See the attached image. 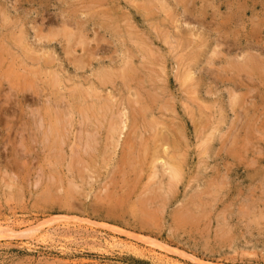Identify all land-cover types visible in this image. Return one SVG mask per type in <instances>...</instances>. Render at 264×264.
I'll return each instance as SVG.
<instances>
[{
    "label": "rangeland",
    "instance_id": "rangeland-1",
    "mask_svg": "<svg viewBox=\"0 0 264 264\" xmlns=\"http://www.w3.org/2000/svg\"><path fill=\"white\" fill-rule=\"evenodd\" d=\"M201 1L0 0V264H264V0Z\"/></svg>",
    "mask_w": 264,
    "mask_h": 264
},
{
    "label": "bare ground",
    "instance_id": "bare-ground-1",
    "mask_svg": "<svg viewBox=\"0 0 264 264\" xmlns=\"http://www.w3.org/2000/svg\"><path fill=\"white\" fill-rule=\"evenodd\" d=\"M177 1H178V0H177ZM179 1H180V0H179ZM182 1H183V0H182ZM189 1H190V0H189ZM200 1H201V0H200ZM205 1H206V0H205ZM156 2H157V1H156ZM198 2H199V1H198ZM201 2H202V1H201ZM157 3H158V2H157ZM186 3H187V2H186ZM153 4H154V3H153ZM178 4H179V3H178ZM181 4H182V3H181ZM149 5H150V4H149ZM149 5H148V6H149ZM156 5H157V4H156ZM160 5H161V4H160ZM185 5H186V4H185ZM187 6H188V5H187ZM205 6H206V5H205ZM161 7H162V6H161ZM185 7H186V6H185ZM137 8H138V7H137ZM208 8H209V6H208ZM241 8H242V7H241ZM153 9H154V8L152 7V10H153ZM163 9H164V8H163ZM182 9H183V6H182ZM187 9H188V8H187ZM187 9H186V10H187ZM143 10H144V9H143ZM140 11H141V10H140ZM147 11H148V10H147ZM147 11H146V12H147ZM189 11H190V9H189ZM204 11H205V10H204ZM238 11H239V10H238ZM143 12H144V11H143ZM143 12H142V14H143ZM187 13H188V12H187ZM200 14H201V12H200ZM146 15H147V14H146ZM203 16H205V15H203ZM228 16H229V15H228ZM151 17H152V15H151ZM200 17H201V16H200ZM210 17H211V16H210ZM204 18H205V17H204ZM166 19H167V18H166ZM168 19H169V18H168ZM171 19H172V18H171ZM171 19H170V20H171ZM199 19H200V18H199ZM201 19H202V18H201ZM2 20H3V18H2ZM9 20H10V19H9ZM9 20H8V21H9ZM6 21H7V20H6ZM129 22H130V21H129ZM169 23H170V22H169ZM172 23H174V22H172ZM172 23H171V24H172ZM225 23H226V22H225ZM227 23H228V22H227ZM159 24H160V23H159ZM159 24H158V25H159ZM161 24H162V23H161ZM223 24H224V23H223ZM229 24H230V23H229ZM128 25L131 26V24H128ZM225 25H226V24H225ZM130 26H129V27H130ZM168 26H169V25H168ZM171 26H172V25H171ZM219 26H221V25H219ZM109 27H110V26H109ZM221 27H222V26H221ZM221 27H220V29H221ZM223 27H225V26L223 25ZM226 27H228V25H226ZM131 28H133V27H131ZM128 29H129V28H128ZM80 30H81V29H80ZM80 30H78V31L81 32ZM223 30H224V29H223ZM68 31H69V30H68ZM125 31H126V30H125ZM129 31H130V30H129ZM129 31L127 30V32H129ZM131 31H132V30H131ZM168 32H169V31H168ZM221 32H222V30H221ZM127 34H129V33H127ZM220 34H221V33H220ZM220 34H219V35H220ZM154 35H155V34H154ZM161 35H162V34H161ZM165 35H168V34L165 33ZM180 35H181V34H180ZM224 35L226 36L225 33H223V35H221V36H224ZM82 36H83V35H82ZM162 36H164V35H162ZM162 36H161V37H162ZM182 36H183V35H181V37H182ZM225 36H224V37H225ZM230 36H231V35H230ZM156 37H157V36H156ZM84 38H85V37H84ZM182 38H183V37H182ZM134 39H135V38H134ZM134 39H133V40H134ZM137 39H138V38H137ZM180 39H181V38H180ZM244 39H245V38H244ZM17 40H18V38H17ZM17 40H16V41H17ZM19 40L22 41V38L20 37ZM131 40H132V39H131ZM133 40H132V41H133ZM136 41H137V40H136ZM17 42H18V41H17ZM22 42H23V41H22ZM138 42H139V40L137 41V43H138ZM148 42H149V41H148ZM179 42H180V41H179ZM181 42H182V41H181ZM181 42H180V43H181ZM20 43H21V42H20ZM25 43H26V42H25ZM132 43H133V42H132ZM140 43H142V42H140ZM140 43H138V44H140ZM145 43H146V42H145ZM182 43H183V42H182ZM147 44H148V43H147ZM256 44H257V43H256ZM260 44H261V43H260ZM22 45H24V44H22ZM134 45L136 46L135 43H134ZM140 45H141V44H140ZM143 46H144V45H143ZM178 46H179V45H178ZM180 46H181V45H180ZM18 47H19V45H18ZM24 47L26 48V46H24ZM24 47H21V48H24ZM141 47H142V45H141ZM144 47H145V46H144ZM147 47H150V46H147ZM25 48H24L23 50H25ZM27 48H28V47H27ZM80 48H81V47H80ZM138 48H139V47H138ZM152 48H153V47L145 48V49H148V50H150V49H151V50H154V49H152ZM247 48H248V47H247ZM252 48H253V47H252ZM84 49H85V48H84ZM140 49H142V48H140ZM28 50H29V49H28ZM94 50H95V49H94ZM148 50H145V51L149 52ZM151 50H150V51H151ZM29 51H30V50H29ZM34 51H35V50H34ZM194 51H195V50H194ZM21 52H22V51H21ZM32 52H33V51L31 50V53H32ZM139 52H140V51H139ZM142 52H144V50H143ZM29 53H30V52H29ZM31 53H30V54H31ZM137 53H138V52H137ZM152 53H153V52H152ZM196 53H197V52H196ZM245 53H246V52H245ZM247 53H248V52H247ZM247 53H246V54H247ZM5 54H6V53H5ZM10 54H11V53H10ZM10 54H9V55H10ZM27 54H28V53H27ZM33 54H34V53H33ZM141 54L144 55L143 53H141ZM192 54H193V53H192ZM9 55H8V56H9ZM24 55H25V54H24ZM148 55H149V54H148ZM148 55L145 54L144 56H147V57H148ZM151 55L154 56L153 58H155V54H154V55L151 54ZM196 55H197V54H196ZM256 55H257V54H256ZM11 56H12V55H11ZM92 56H93V55H92ZM127 56L129 57V55H127ZM197 56H198V55H197ZM200 56H201V55H200ZM252 56L254 57V55H252ZM252 56H251V57H252ZM27 57H28V56H27ZM31 57H32V56H31ZM35 57H37V56H35ZM149 57H150V56H149ZM194 57H195V55H194ZM251 57H250V59H251ZM256 57H257V56H256ZM263 57H264V56H263ZM88 58H89V57H88ZM135 58H136V57H135ZM244 58H246L245 60H247L249 57H248V58H247V57H244ZM244 58H242V59H244ZM258 58H259V57H258ZM261 58H262V57H261ZM26 59H28V58H26ZM36 59H37V58H36ZM143 59H144V57H143ZM148 59H150V58H148ZM148 59H147V60H148ZM191 59H192V57H191ZM198 59H199V58H198ZM198 59H196V58L193 59V63H195L194 60L196 61V60H198ZM212 59H213V58H212ZM39 60H40V59H39ZM151 60H153V59H151ZM41 61H42V60H41ZM50 61H51V60H50ZM53 61H54V60H53ZM84 61L86 62V60H84ZM145 61H146V59H145ZM247 61H248V60H247ZM263 61H264V60H262L261 62H263ZM124 62H125V61H124ZM127 62H128V60H127ZM142 62H144V61H142ZM261 62H260V63H261ZM41 63H42V62H41ZM51 63H52V62H51ZM78 63H79V62H78ZM80 63H81V62H80ZM132 63H133V62H132ZM152 63H153V62H152ZM155 63H156V62H155ZM155 63H154V64H155ZM199 63H200V62H199ZM209 63H210V62H209ZM242 63H243V62H242ZM250 63H251V62H250ZM260 63H259V64H260ZM42 64H43V63H42ZM42 64H41V65H42ZM87 64H88V63H87ZM149 64H150V62H149ZM248 64H249V63H248ZM257 64H258V63H257ZM35 65H40V62H39L38 64H35ZM46 65H47V64H46ZM52 65H53V64H52ZM262 65H263V64H262ZM42 66L44 67V65H42ZM126 66H127V65H126ZM129 66H130V65H129ZM129 66H127V67L129 68ZM142 66H143V65H142ZM142 66H141V67H142ZM145 66H146V65H145ZM191 66H192V68H193L194 65H191ZM246 66H247V65H246ZM255 66H257V65H255ZM43 67H42V68L40 67V68L43 69ZM141 67L139 66V68H141ZM149 67H150V66H149ZM157 67H158V66H157ZM244 67H245V66H244ZM259 67H260V66H259ZM139 68H138V69H139ZM194 68H195V67H194ZM239 68H240V67H239ZM247 68H248V67H247ZM249 68H250V66H249ZM41 69H40V70H41ZM122 69H123V68H122ZM126 69H127V68H126ZM126 69H125V70H126ZM134 69H136V68H134ZM142 69H144V68H142ZM148 69H149V68H148ZM190 69H191V68H190ZM252 69H253V68H252ZM260 69H262V68H260ZM40 70H39V71H40ZM102 70H103V69H102ZM123 70H124V69H123ZM125 70L122 71V70L119 69L118 72L120 71V72H122V73L119 72L120 75L118 74V76H119L122 80H124V82H125V81L127 82V81H129V80L132 81L134 77H132L131 74L133 73L134 70H131L132 73H130L128 69H127L128 71H125ZM136 70H137V69H136ZM139 70H140V69H139ZM245 70H246V69H245ZM247 70H248V69H247ZM247 70H246V72H247ZM249 70H250V69H249ZM39 71H38V73H39ZM81 71H82V70H81ZM103 71H104V70H103ZM106 71H107V70H106ZM140 71H141V70H140ZM146 71H147V70H146ZM237 71H238V70H237ZM253 71H255V67H254ZM253 71H252L251 73H253ZM34 72H35V71H34ZM113 72H114V71H113ZM118 72H117V73H118ZM143 72H144V71H143ZM149 72H150V69H149L148 73H149ZM151 72H152V68H151ZM155 72H157V70H156ZM187 72H188V71H187ZM255 72H257V71H255ZM258 72H260V71H258ZM102 73H103V72H102ZM105 73H106V72H105ZM107 73H108V72H107ZM138 73H139V72H137V74H138ZM144 73H145V72H144ZM153 73H154V72H153ZM153 73H152V74H153ZM189 73H191V72H189ZM244 73H245V72H244ZM263 73H264V71H263ZM133 74H135V72H134ZM139 74H140V73H139ZM152 74H151V76H152ZM155 74H157V73H155ZM155 74H154V75H155ZM248 74H249V73H248ZM37 75H38V74H37ZM99 75H100V74H99ZM145 75H146V74H145ZM185 75H186V74H185ZM185 75H183V77H184ZM237 75H238V74H237ZM257 75H259V74H257ZM32 76H33V75H32ZM35 76H36V75H35ZM35 76H33V77H35ZM50 76H51V75H50ZM147 76H148V74H147ZM100 77H101V78H100V79H101V80H100L101 85H106V84H108V83L111 84V83H113V81H114V79L111 80V79H112L111 74H104L103 76L100 75ZM138 77H140V76H138ZM138 77H137V78H138ZM145 77H146V76H145ZM183 77H182V78H183ZM50 78H51V77H50ZM59 78H60V77H59ZM185 78H190V76H187V77H185ZM185 78H184V79H185ZM249 78H250V77H249ZM262 78H264V77H262ZM33 79H34V78H33ZM60 79H61V78H60ZM151 79H152V78H151ZM190 79H191V78H190ZM136 80H137V79H136ZM154 80H155V79H154ZM154 80H153V81H154ZM195 80H196V79H195ZM195 80H194V81H195ZM263 80H264V79H263ZM49 81H50V80H49ZM60 81H61V80H60ZM161 81H162V80H161ZM184 81H185V80H184ZM133 82H134V81H133ZM146 82H147V81H146ZM179 82H180V81H179ZM185 82H186V81H185ZM200 82H201V81H200ZM31 83H32V82H31ZM114 83H115V82H114ZM114 83H113V84H114ZM131 83H132V82H131ZM131 83H130V84H131ZM136 83H137V82H136ZM148 83H149V82H148ZM164 83H165V82H163V84H164ZM166 83H167V82H166ZM166 83H165V84H166ZM182 83H183V82H182ZM188 83H189V82H188ZM188 83L186 82V84H188ZM194 83H196V81H195ZM197 83H199V82H197ZM49 84H50V83H49ZM60 84H61V82H60ZM125 84H126V83H125ZM137 84H138V83H137ZM152 84H153V83H152ZM186 84H184V85H186ZM190 84H192V83H190ZM115 85H116V84H115ZM141 85H142V84H141ZM148 85H149V84H148ZM29 86H30V85H29ZM51 86H52V85H51ZM51 86H50V87H51ZM54 86H55V88L59 87V82H58V80H57L56 78H54ZM62 86H63V85H62ZM113 86H114V85H113ZM129 86H130V85H129ZM163 86H164V85H163ZM165 86H166V85H165ZM188 86H189V85H188ZM105 87H106V86H105ZM126 87H127V86H126ZM197 87H198V86H197ZM197 87H196V88H197ZM33 88H34V87H33ZM78 88H79V87H78ZM78 88H77V89H78ZM92 88H93V87H92ZM101 88H102V87H101ZM103 88H104V86H103ZM103 88H102V89H103ZM106 88H107V87H106ZM140 88H141V87H140ZM143 88H144V87H143ZM145 88H147V87H145ZM164 88H166V87H164ZM196 88H195V89H196ZM242 88H243V87H242ZM50 89H51V88H50ZM93 89H94V88H93ZM123 89H124V87H123ZM127 89H129V88L127 87ZM186 89H187V88H186ZM16 90H17V89H16ZM19 90H20V89H19ZM19 90H18V91H19ZM27 90L29 91V90H31V88H29V89H27ZM53 90H54V88H53ZM59 90H60V89H59ZM59 90H58V91H59ZM125 90H126V89H125ZM131 90H132V89H131ZM137 90H139V88H138ZM145 90H147V89H145ZM154 90H155V89H154ZM164 90H165V89H164ZM189 90H190V89H189ZM54 91H55V90H54ZM56 91H57V90H56ZM58 91H57V93H58ZM160 91H161V90H160ZM190 91H191V90H190ZM193 91H194V90H193ZM193 91H192V93H193ZM0 92H1V91H0ZM78 92H79V91H78ZM84 92H85V91L83 90L82 94H83ZM88 92H89V91H88ZM88 92H87V93H84V96L86 95V97H84V96H82V97H84V98L81 97L80 103H82V104H81L80 106L78 105V106H79V109H80L79 112H81V115H83V116L86 118V120L94 119V122L97 121V122L99 123L100 120H103V119L106 118L107 114L110 112V111H109V110H110V107H109L106 103H104V104H102V105H100V106H98V107H96L94 103H93L92 105H89V104H88V99H90V98H89L88 96H90V95L92 94V97H95L96 95H95V92H92V93L90 92L91 94H89ZM97 92L99 93V91H97ZM140 92H141V90H140ZM154 92H155V91H154ZM52 93H54V92H52ZM55 93H56V92H55ZM55 93H54V94H55ZM59 93H60V92H59ZM141 93H142V92H141ZM165 93H166V92H165ZM79 94H80V93H79ZM134 94H135V93H134ZM139 94H140V93H138V95H139ZM195 94H196V93H195ZM60 95H61V94H60ZM140 95H141V94H140ZM162 95H163V94H162ZM191 95H192V94H191ZM196 95H197V94H196ZM196 95L194 96L195 98L197 97ZM232 95H233V98H234V94H232ZM245 95H246V94H245ZM60 97H61V96H60ZM78 97H79V96H78ZM136 97H138V96H136ZM140 97H141V96H140ZM143 97H144V96H143ZM165 97H166V96H165ZM239 98H240V97H239ZM58 99H59V98H58ZM62 99H63V98H62ZM97 99H98V98H97ZM145 99H146V98H145ZM196 99H197V98H196ZM20 100H21V99H20ZM94 100H95V98H94ZM135 100H136V99H135ZM164 100H165V99H164ZM55 101H56V100H55ZM60 101H61V100H60ZM89 101H91V100H89ZM108 101H110V100H108ZM136 101H138V99H137ZM136 101H135V103H136ZM68 102H69V101H68ZM76 102H77V101H76ZM139 102H140V100H139ZM141 102H142V104H143V101H141ZM141 102H140V104H141ZM238 102H240V100H239ZM55 103H56V102H55ZM60 103H61V102H60ZM72 103H73V102H72ZM115 103H116V102H115ZM68 104L70 105V103H68ZM96 104H97V102H96ZM128 104H129V102H128ZM137 104H138V103H137ZM140 104H139V105H140ZM144 104H145V103H144ZM144 104H143V105H144ZM237 104H238V103H237ZM56 105H57V104H56ZM64 105H65V104H64ZM64 105H63V106H64ZM129 105H130V104H129ZM133 105H134V104H133ZM139 105H138V106H139ZM146 105H148V104H146ZM161 105H163V103H162ZM75 106H76V105H75ZM111 106H112V105H111ZM140 106H142V105H140ZM153 106H154V105H153ZM163 106H164V105H163ZM61 107H62V106H61ZM71 107H72V106H71ZM71 107H70V109H71ZM119 107H120V106H119ZM119 107H118V108H119ZM165 107H166V106H165ZM64 108H65V107H64ZM66 108H67V105H66ZM128 108H129V107H128ZM136 108H137V107H136ZM136 108H135V109H136ZM140 108H141V107H140ZM166 108H167V107H166ZM57 109H59V108H57ZM67 109H68V108H67ZM116 109H117V107H116ZM125 109H126V108H125ZM132 109H133V108H132ZM147 109H148V108H147ZM147 109H146V107H145V110H147ZM74 110H75V109H74ZM112 110H113V109H112ZM145 110H144V111H145ZM149 110H150V109H149ZM149 110H148V111H149ZM58 111H59V110H58ZM68 111H69V110H68ZM70 111H72V109H71ZM70 111H69V112H70ZM114 111H115V110H114ZM157 111H158V110H157ZM160 111H161V110H160ZM160 111H158V112H160ZM56 112H57V111H56ZM64 112H65V111H64ZM72 112H73V111H72ZM112 112H113V111H112ZM112 112H110V113H112ZM122 112H123V110H122ZM128 112H130V111L128 110ZM141 112H142V111H141ZM59 113H60V112H59ZM66 113H67V112H66ZM116 113H117V111H116ZM130 113H132V111H131ZM137 113H138V112H137ZM162 113L165 114V112H163V111H162ZM60 114H61V113H60ZM114 114H115V112H114ZM114 114H113V115L110 114V115H111V116H114ZM158 114H160V113H158ZM164 114H163V115H164ZM63 115H65V113H64ZM116 115H117V114H116ZM128 115H129V114H128ZM132 115H133V113H132ZM134 115H135V114H134ZM138 115H139V114H138ZM108 116H109V115H108ZM118 116H119V113H118ZM123 116H125V115H123ZM129 116H130V115H129ZM58 117H59V116H58ZM79 117H80V116H79ZM114 117H115V116H114ZM116 117H117V116H116ZM119 117L121 118V115H120ZM136 117H137V116H136ZM139 117H140V116H139ZM161 117H163V116H161ZM56 118H57V117H56ZM73 118H74V117H73ZM76 118H78V116H77ZM80 118H81V117H80ZM82 118H83V117H82ZM109 118H110V117H109ZM120 118H119V119H120ZM59 119H61V118H59ZM67 119H68V117H67ZM67 119H66V120H67ZM78 119H79V118H78ZM112 119H114V118H113V117L110 118V120H112ZM119 119L117 118V120H119ZM125 119H126V118H125ZM138 119H139V118H138ZM141 119H142V118H141ZM144 119H145V117H144ZM255 119H256V118H255ZM50 120H51V119H50ZM62 120H63V118H62ZM71 120H73V119H71ZM76 120H77V119H76ZM105 120H106V119H105ZM107 120H108V119H107ZM51 121H52V120H51ZM54 121H55V120H54ZM63 121H64V120H63ZM79 121H80V120H79ZM84 121H85V120H84ZM122 121H123V120H122ZM128 121H130V119H129ZM256 121H257V120H256ZM55 122H56V121H55ZM55 122H54V123H55ZM76 122H77V121H76ZM97 122H96V123H97ZM104 122H106V121H104ZM114 122H115V121H114ZM123 122H125V121H123ZM130 122H131V121H130ZM257 122H258V121H257ZM50 123H52V122H50ZM89 123H91V122L89 121ZM119 123H121V122L119 121ZM144 123H145V122H144ZM57 124H58V123H57ZM63 124H65V121L63 122ZM71 124H73V123H71ZM77 124H78V123H77ZM102 124H103V123H102ZM114 124H115V123H114ZM122 124H123V123H122ZM122 124H121V125H122ZM124 124H125V123H124ZM141 124H142V123H141ZM150 124H151V123H150ZM150 124H149V125H150ZM253 124H254V123H253ZM34 125H35V124H34ZM34 125H33V126H34ZM45 125H46V124H45ZM116 125H117V124H115V125L112 124V125H111L112 127H111V126H108L107 129L110 127V128H111L110 130H111L112 134H114V133H116V129H117V126H116ZM121 125H120V127H123V126H124V129H125V125H123V126H121ZM135 125H136V124H135ZM138 125H139V124H138ZM144 125H145V124H144ZM255 125H256V124H255ZM31 126H32V125H31ZM33 126H32V127H33ZM37 126H38V125H37ZM50 126H51V125H50ZM50 126H49V127H50ZM53 126H54V125H53ZM60 126H61V125H60ZM60 126H59V127L57 126V127H55L54 129H51L52 133H53L54 135H57L56 138H57V137H58V138H61V129L65 127V126L62 127V126H63V125H62V126H61L62 128H60ZM72 126H73V125H72ZM92 126H93V125H92ZM92 126H91V129H92ZM98 126H99V125H98ZM102 126H103V125H102ZM126 126H127V125H126ZM133 126H134V125H133ZM39 127H40V126H39ZM51 127H52V126H51ZM68 127H70V126H68ZM96 127H97V126H95V128H96ZM99 127H100V126H99ZM141 127H142V126H141ZM37 128H38V127H37ZM46 128H47V127H46ZM83 128H84V126H83ZM101 128H102V127H101ZM128 128H129V127H128ZM247 128H248V126H247ZM250 128H251V127H250ZM253 128H254V127H253ZM70 129H71V128H70ZM70 129H69V130H70ZM81 129H82V128H81ZM86 129L88 130V126L86 127ZM86 129H85V130H86ZM102 129L105 130L104 128H102ZM139 129H140V128H139V126H138V130H139ZM41 130H42V127H41ZM44 130H45V129H44ZM87 130H86V131H87ZM98 130L100 131V129H98ZM110 130H109V133H110ZM39 131H40V129H39ZM62 131H63V130H62ZM65 131H66V130H64V132H65ZM67 131H68V130H67ZM107 131H108V130H107ZM253 131H254V130H253ZM42 132H43V131H42ZM42 132H40V133H42ZM45 132H46V131H45ZM45 132H44V135H46ZM71 132H72V131H71ZM83 132H85V131H83ZM88 132H89V131H87V134H88V137H89V135H90L91 133L89 134ZM93 132H94V130H93ZM93 132H92V133H93ZM96 132H97V130H96ZM102 132H103V131H101V133H102ZM47 133H48V132H47ZM49 133H50V132H49ZM107 133H108V132H107ZM118 133H119V132H118ZM37 134H38V133H37ZM64 134H66V133H64ZM83 134H86V132L83 133ZM87 134H86L85 136H87ZM98 134H99V132H98ZM141 134H142V133H141ZM50 135H51V133H50ZM62 135H63V134H62ZM96 135H97V134H96ZM99 135H100V134H99ZM108 135H111V134H108ZM114 135H115V134H114ZM117 135H120V134H117ZM138 135H139V134H138ZM65 136H66V135H65ZM94 136H95V135H94ZM101 136H103V135H101ZM162 136H163V135H162ZM42 137H43V135H42ZM42 137H41V138H42ZM46 137H47V136H46ZM46 137H45V138H46ZM49 137H50V136H49ZM54 137H55V136H54ZM68 137H69V136H68ZM90 137H91V136H90ZM105 137H106V136H105ZM108 137H109V136H108ZM112 137H113V135H112ZM112 137H111V138H112ZM115 137H116V136H115ZM91 138H92V137H91ZM91 138H90V139H91ZM97 138H98V140H99V137H97ZM113 138H114V137H113ZM116 138H118V137H116ZM160 138H162V137H160ZM47 139H48V137H47ZM47 139H45L46 141L43 139L44 142H48ZM52 139H53V136H52ZM83 139H84V138H83ZM93 139H94V138H93ZM103 139H104V138H103ZM103 139H101V140L103 141ZM162 139H163V138H162ZM162 139H161V140H162ZM41 140H42V139H41ZM43 140H42V141H43ZM56 140H57V139H56ZM86 140H87V138H86ZM98 140H97V141H98ZM105 140H106V138H105ZM169 140H170V138H169ZM49 141H50V140H49ZM61 141H62V139H61ZM89 141H90V140H89ZM110 141H111V140H110ZM112 141H113V140H112ZM115 141H116V140H115ZM164 141H166V140H164ZM86 142H87V141H86ZM106 142H108V141H106ZM106 142H105V143H106ZM113 142H114V141H113ZM158 142H160V141H158ZM50 143H51V141H50ZM53 143H54V142H53ZM56 143H57V142H56ZM82 143H83V142H82ZM152 143H153V142H152ZM51 144H52V143H51ZM51 144H50V145H51ZM60 144H63V142L60 143ZM64 144H65V143H64ZM84 144H85V143H84ZM148 144H149V143H147L146 146H149ZM153 144H154V143H153ZM159 144H160V143H159ZM175 144H176V143H175ZM88 145H90V143H89ZM91 146H92V145H91ZM94 146L97 147L96 144H95ZM98 146H99V145H98ZM151 146H152V144H151ZM52 147H53V146H52ZM52 147H51V148H52ZM61 147H63V146H61ZM142 147H143V146H142ZM171 147H172V146H171ZM51 148H50V149H51ZM57 148H58V147H57ZM83 148H84V147H83ZM145 148H146V147H145ZM151 148H152V147H151ZM169 148H170V147H169ZM54 149H55V148H54ZM58 149H59V148H58ZM95 149H96V148H95ZM162 149H163V148H162ZM72 150H73V149H72ZM90 150H92V149L90 148ZM93 150H94V148H93ZM98 150H99V149H98ZM160 150H161V149H160ZM54 151H55V150H54ZM60 151H63V149H61ZM94 151H95V150H94ZM145 151H147V150H145ZM153 151H154V149H153ZM158 151H159V150H158ZM165 151L168 152L167 149H166ZM169 151H170V150H169ZM82 152H84V151H82ZM88 152H90V151H87V153H88ZM162 152H163V151H162ZM140 153H142V152L140 151ZM145 153H147V152H145ZM154 153H156V152L154 151ZM170 153H171V152H170ZM83 154H84L85 157H86L87 154H85V152H84ZM90 154H91V152H90ZM60 155H61V154H60ZM145 155H146V154H144V156H145ZM166 155H167V154H166ZM171 156H172V155H171ZM56 157H57V156H56ZM87 158H88V155H87ZM89 158H92V157L89 156ZM144 159H145V158H144ZM87 160H88V159H87ZM174 160H176V159L173 158V157H171V158H168V163H170V164L165 163V164L168 166V168H169V175H168V176H169V179H168V180H169V184L167 183V184L169 185V187H174V186H176V185L180 182V179H181V177H182V173H183V171H184V170L180 167L179 164H178L179 166H178V165H174L175 162H176V161L174 162ZM179 160H180V158H179ZM84 161H85V160H84ZM165 161H167V160H165ZM85 162H86V161H85ZM177 162H180V161H177ZM84 164H85V163H84ZM176 164H177V163H176ZM164 167H165V166H164ZM36 221H37V220H36ZM0 222H1V221H0ZM15 222H16V221H15ZM46 222H47V221H46ZM46 222H44V223H46ZM48 222H49V221H48ZM48 222H47V223H48ZM39 223H40V222H39ZM44 223H40L41 226H42V224H44ZM37 225H38V223H37ZM12 226H13V225H12ZM12 226H11L10 222H8V221H7V222L5 221V222H3V223H0V232H2V231H4V230L7 231V232H10V233H11V232H15V231H13V229L11 228ZM50 226H51V225H49V227H50ZM43 227H44V226H43ZM49 227H48V228H49ZM39 228H40L39 226H37V227H35V228H31L28 232L31 233V234H36L37 232L40 231ZM44 232H45V231H44ZM96 232H97V231H96ZM16 233H17V232H16ZM101 233H102V232H101ZM11 234H13V233H11ZM100 235H101V234H100ZM116 236H117V235H116ZM107 237H108V236H107ZM109 237H110V236H109ZM113 237H114V236H113ZM36 239H37V238H35V240H36ZM38 239H39V238H38ZM111 239H112V238H111ZM118 240H119V239H118ZM134 240H135V239H134ZM147 240H148V239H147ZM137 241H138V240H137ZM137 241H136V242H137ZM149 241H150V239H149ZM114 242H116V241H114ZM114 242H112L111 240L109 241V240H107V239L105 240V244H106V245H109V246L112 245ZM125 242H126V241H125ZM145 242H146V241H145ZM156 242H157V241H156ZM120 243H121V242H120ZM123 243H124V242H123ZM137 243H138V242H137ZM137 243H136V244H137ZM151 243H153V242H151ZM100 244H101V242H100ZM125 244H126V243H125ZM131 244H132V243H131ZM155 244H156V243H155ZM102 245H103V244H102ZM133 245H134V244H133ZM147 245H148V244H147ZM157 245H158V243H157ZM103 246H104V245H103ZM124 247H125V246H124ZM135 247H136V246H135ZM141 247H142V246H141ZM145 247H146V246H145ZM152 247H153V246H152ZM163 247H164V246H163ZM158 248H159V247H158ZM165 248H166V247H165ZM165 248H162V250H163V249L165 250ZM169 248H170V247H169ZM167 249H168V248H167ZM167 249H166V250H167ZM145 250H146V249H145ZM153 250H154V249H153ZM159 250H160V249H159ZM164 250H163V251H164ZM139 251H140V250H139ZM154 251H155V250H154ZM163 251H162V252H163ZM141 252H142V251H141ZM143 252H144V249H143ZM165 252H166V251H164V255H165ZM167 252H168V251H167ZM171 252H172V251H171ZM153 253H156V252H153ZM139 254H140V253H139ZM182 254L185 256L184 253H182ZM142 255H143V254H142ZM151 255H152V254H151ZM167 255H168V254H167ZM154 256H155V254H154ZM177 256H178V255H177ZM186 256H187V254H186ZM186 256L183 257V258H187V259H188V257H186ZM157 257H158V256H157ZM152 258H154V257H152ZM160 258H161V257H160ZM160 258H159V259H160ZM180 258H182V256H181ZM154 259H155V258H154ZM190 259H191V257H190ZM192 259H193V258H192ZM192 259H191V260H192ZM173 261H174V260H173ZM173 261H172V262H173ZM176 261H177V260H176ZM187 261H188V260H187ZM192 261H193V260H192ZM172 262H171V263H172ZM179 262H180V261H179ZM179 262H178V263H179ZM188 262H189V261H188ZM97 263H98V262H97ZM162 263H163V262H162ZM173 263H174V262H173ZM78 264H80V263H78ZM176 264H177V263H176ZM193 264H194V263H193Z\"/></svg>",
    "mask_w": 264,
    "mask_h": 264
}]
</instances>
